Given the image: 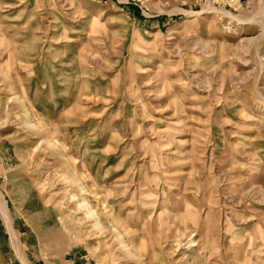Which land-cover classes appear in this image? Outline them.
Returning a JSON list of instances; mask_svg holds the SVG:
<instances>
[{"label":"rangeland","instance_id":"rangeland-1","mask_svg":"<svg viewBox=\"0 0 264 264\" xmlns=\"http://www.w3.org/2000/svg\"><path fill=\"white\" fill-rule=\"evenodd\" d=\"M0 264H264V0H0Z\"/></svg>","mask_w":264,"mask_h":264},{"label":"bare ground","instance_id":"bare-ground-1","mask_svg":"<svg viewBox=\"0 0 264 264\" xmlns=\"http://www.w3.org/2000/svg\"><path fill=\"white\" fill-rule=\"evenodd\" d=\"M10 233H11V236H13V233L10 231ZM13 238H14V236H13ZM14 240V239H13ZM15 242V241H14Z\"/></svg>","mask_w":264,"mask_h":264}]
</instances>
